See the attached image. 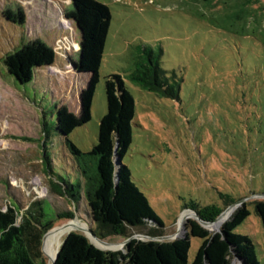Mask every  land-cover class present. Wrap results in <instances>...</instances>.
<instances>
[{"label":"rangeland","instance_id":"obj_1","mask_svg":"<svg viewBox=\"0 0 264 264\" xmlns=\"http://www.w3.org/2000/svg\"><path fill=\"white\" fill-rule=\"evenodd\" d=\"M99 1L112 14L100 80L91 121L76 128L70 140L82 152L92 150L100 120L107 113L106 78L121 75L136 101L133 140L124 163L163 221V236L186 235V223L194 220V213L184 207L191 201L224 208L221 193L237 202L247 199L250 216L234 233L253 241L256 259L264 264V228L251 203L255 195L264 194V7L259 11L263 23L259 28L253 19L234 26L222 20L226 26H215L194 14L191 0ZM70 6V0H0V208L16 205L25 211L34 201H47L57 213L75 211L76 216V221H57L44 238L47 264H53L49 247L55 242L58 249L68 234L60 231L52 242L56 230L74 226L73 232L87 235L85 231L94 227L83 201L77 210L74 201L58 194L51 183V176L58 175L77 182L73 157L54 125L57 106L78 114L80 94L89 80V75L74 69L81 36L65 16ZM7 10L21 11L22 22L8 20ZM35 39L54 49L55 62L37 70L30 84L21 85L4 61ZM140 45L151 47L161 67L183 79L179 99L158 98L127 78L134 49ZM45 141L55 176L43 164ZM186 216L191 218L182 221ZM225 221L205 229L218 233ZM148 229L130 232L147 235ZM202 243L190 237L189 263ZM231 264L243 263L232 256Z\"/></svg>","mask_w":264,"mask_h":264},{"label":"trees","instance_id":"obj_2","mask_svg":"<svg viewBox=\"0 0 264 264\" xmlns=\"http://www.w3.org/2000/svg\"><path fill=\"white\" fill-rule=\"evenodd\" d=\"M70 2L65 16L82 32L80 48L76 45L77 60L73 65L77 73L89 75V80L80 94L78 114L70 112L66 106H57L54 125L73 157L77 182L67 181L58 175L55 178L58 182L51 176V183L58 194L74 201L77 210L78 202L81 205L83 201L94 224L91 230L103 240L116 237L127 239L133 236L131 228L144 227L149 228V236H163V221L151 207L147 196L133 182L131 171L124 163L133 140L136 101L121 75L111 74L106 78L107 113L100 120L98 141L92 150L82 152L69 138L76 128L91 121L92 102L100 80L99 70L112 21L109 7L99 0ZM191 3L195 15L215 26H226L224 21L232 26L246 24L250 19L259 28L263 24L259 16L264 7L263 0H191ZM5 16L13 22L23 20L21 11L14 13L7 10ZM134 50V65L127 78L158 98L179 99L183 79L175 72L163 69L159 55L151 47L140 45ZM55 57L52 47L35 39L8 55L4 64L21 85H28L37 70L53 66ZM43 134L47 140L49 130L46 122ZM44 146L43 164L55 176L47 141ZM220 197L224 208L215 204L203 207L191 201L184 210L193 211L203 220L213 222L237 203L227 194L221 193ZM251 203L255 205L264 228V199L255 198ZM48 204L47 201H34L25 211L16 205L9 206L7 210L0 208V264H47L42 251L44 236L57 221L75 217V211L57 213ZM248 204V201L243 203L218 233L212 234L198 221L188 220L185 226L187 233L182 238L164 242L133 239L123 251L102 250L86 235L72 232L65 239L56 264H231L232 256L240 258L244 264H259L253 241L248 236L234 233L250 216ZM190 237L203 240L192 263L188 262Z\"/></svg>","mask_w":264,"mask_h":264},{"label":"water","instance_id":"obj_3","mask_svg":"<svg viewBox=\"0 0 264 264\" xmlns=\"http://www.w3.org/2000/svg\"><path fill=\"white\" fill-rule=\"evenodd\" d=\"M76 27H77V30L79 31L80 33V36H81V39H82V32L81 30L79 29V27L77 26L76 24ZM74 69H75V66H74ZM255 198H258V199H264V194L263 195H255L252 199H255ZM247 201V199H244V200H241L235 204H233L232 206H230L229 208H227L225 211H223L221 213V215L213 222H207L205 220H203L198 214L194 213L193 211H191L192 213H194V215H192L191 217L194 218V220L198 221L204 228H205V225L206 224H214V223H217L219 221V219L221 218V216L226 213V212H229V216H228V219L226 221H228L230 219V217L233 215V213L243 204ZM190 216H186L185 218H182V221L184 219H189L191 218ZM73 221H76V216L74 217V219H71ZM225 221V222H226ZM70 223H67L63 226H68ZM185 230L187 231V229L185 228ZM50 232V231H49ZM48 232V233H49ZM73 231H70L68 232L67 236H69ZM86 233H88L86 236L87 238L90 240L91 243H93L96 247L102 249V250H105V251H117L121 248H123L124 246L127 245V243H129L131 240L133 239H137V240H141V241H157V242H164V241H172V240H175V239H178V234H173V235H168V236H158V237H154V236H149V235H133L129 238H127L123 243H114V242H109V241H106V240H103L99 237H97L93 231L91 229H87L85 231ZM47 233V234H48ZM47 234L44 236V238L47 236ZM66 236V238H67ZM65 238V239H66ZM182 238V237H181ZM65 239L63 240V242L60 244V246L58 247V250L56 252V255H55V258L53 260V264H56V261L59 257V252L65 242ZM44 241V239H43ZM94 241H96L97 243H100L101 245L104 246V248H101L99 245H97L96 243H94ZM238 258V257H237ZM240 259V258H238ZM241 260V259H240ZM243 263V261H242ZM244 264V263H243Z\"/></svg>","mask_w":264,"mask_h":264},{"label":"bare ground","instance_id":"obj_4","mask_svg":"<svg viewBox=\"0 0 264 264\" xmlns=\"http://www.w3.org/2000/svg\"><path fill=\"white\" fill-rule=\"evenodd\" d=\"M225 214V213H224ZM222 215L221 216V218L219 219V221L217 222V223H214V224H206L205 225V227L206 226H208L209 228H212V227H218L220 224H221V222H223V221H225L226 219H228V216H229V212L226 214V215ZM77 223H79L78 221L77 222H75V224L74 225H77ZM83 227V226H82ZM77 228L76 227H74V226H70V227H66V228H61L60 230H56L55 232H54V235H53V238H52V242H53V240L54 239H56V238H58V236L61 234V232H70V231H74V230H76ZM61 231V232H60ZM59 234V235H58ZM61 236V235H60ZM103 246V245H102ZM57 246H56V243L54 242L50 247H49V254H50V256L51 257H53L52 258V262H53V260H54V258H55V255H56V252H57Z\"/></svg>","mask_w":264,"mask_h":264}]
</instances>
